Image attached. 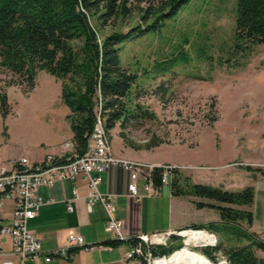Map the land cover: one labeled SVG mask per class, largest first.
Returning a JSON list of instances; mask_svg holds the SVG:
<instances>
[{
	"label": "rangeland",
	"instance_id": "1",
	"mask_svg": "<svg viewBox=\"0 0 264 264\" xmlns=\"http://www.w3.org/2000/svg\"><path fill=\"white\" fill-rule=\"evenodd\" d=\"M235 16L236 0H190L160 31L121 46L122 64L138 74L134 101L152 116L130 122L122 130L124 140L119 136V124L106 132L115 157L141 165L174 167L182 176H187L186 167L191 168L188 171L198 168L204 176L206 169L215 173L227 166L247 172L240 180L219 178L223 186L250 181V174L262 176L264 43L236 48ZM60 89L61 81L44 70L38 71L31 90L6 70L0 71V90L6 93L9 106L6 116L0 112L1 157L32 161L28 157L36 145L48 147L55 131L70 132L69 110L60 98ZM119 139L125 151L147 156L156 151L178 163H146L118 156L113 149L121 146ZM71 140L63 141L59 152L46 153L42 159L69 153L64 144ZM185 240L188 238L180 235L172 241L175 246L181 244L176 250L180 251ZM189 247L195 251L202 248L192 243ZM215 257L214 262L226 260L220 252Z\"/></svg>",
	"mask_w": 264,
	"mask_h": 264
},
{
	"label": "trees",
	"instance_id": "2",
	"mask_svg": "<svg viewBox=\"0 0 264 264\" xmlns=\"http://www.w3.org/2000/svg\"><path fill=\"white\" fill-rule=\"evenodd\" d=\"M190 0H0V71L18 84L34 88L44 70L61 81L60 98L68 107L66 119L75 152L87 148L99 114L106 132L119 124V136L130 122L149 119L152 113L134 101L138 74L121 62V46L134 38L161 30ZM235 47L264 43V0H236ZM161 90L163 86L160 87ZM5 92L0 90V112L8 113ZM99 109V110H98ZM161 168L153 170L160 184ZM264 178V170H261ZM170 188L174 195L210 199L218 204L219 222L195 225L220 233L213 247L197 249L210 264L220 252L225 264H264V240L249 231L252 186L226 190L194 183L173 169ZM204 203L197 202L202 206ZM221 231H224L222 234ZM131 238L129 241H136ZM120 240L108 241L115 244ZM175 246H152L153 254H169ZM258 252H261L259 255ZM213 262V263H212ZM145 264V263H143Z\"/></svg>",
	"mask_w": 264,
	"mask_h": 264
},
{
	"label": "crops",
	"instance_id": "3",
	"mask_svg": "<svg viewBox=\"0 0 264 264\" xmlns=\"http://www.w3.org/2000/svg\"><path fill=\"white\" fill-rule=\"evenodd\" d=\"M51 138V144L48 147L39 143L28 158L32 161H40L46 153L59 152L60 144L67 139H72V132L71 130L70 132L55 131ZM126 150L122 142L121 146L113 149L116 155L132 160L146 163H178L171 156H161L156 151L147 156L133 154L130 149ZM12 159L15 158L4 159L0 156V165ZM188 169L191 168L184 169L187 170L185 174L194 183L211 184L229 190H239L247 185L252 186L254 189L253 201L250 206L245 207L252 212V223L248 228L250 233L264 240V179L262 176L250 174L251 178L253 177L250 181L235 182L223 186L218 182L219 178L229 176V178L240 180L247 172L232 170L227 166L216 170L215 173L206 169V176H204L199 174L198 168L190 171ZM127 182V173L122 168L115 167L102 174V181L99 185V190L102 193L112 194L114 204L112 214L122 221L121 233L127 239L120 240L115 244L107 243L114 240L113 234L105 229L108 219L107 212L101 202H95L91 210H88L86 198L89 188L86 180L78 176L74 181L64 179L52 187L39 188L38 194L44 204L39 208L38 215L28 221V227L36 233L46 250L67 246V235L70 232L81 234L87 244L100 246L87 251L74 247L68 257H55L48 262L44 261L43 257L20 261L13 256H0V261L8 260L12 264H137L134 261L126 260V254L131 244L129 238L142 233L178 232L193 228L195 225L221 220L219 209L216 206L206 205V203L217 205L218 203L213 200L189 195H174L170 184L162 185L156 193L148 195L144 189L142 178L138 180L140 198L136 200L126 195ZM74 187L77 190V197H74L72 193ZM197 202L204 204L199 206ZM67 203L71 205V211L67 210ZM11 209L12 203L5 202L3 214L9 216ZM214 233L217 235L216 232ZM175 238H178V235L172 234L169 244H173L172 241ZM3 249L10 250V242L7 237L3 239ZM258 253L261 255V252Z\"/></svg>",
	"mask_w": 264,
	"mask_h": 264
},
{
	"label": "built area",
	"instance_id": "4",
	"mask_svg": "<svg viewBox=\"0 0 264 264\" xmlns=\"http://www.w3.org/2000/svg\"><path fill=\"white\" fill-rule=\"evenodd\" d=\"M99 110V109H98ZM68 148L67 154L54 156L47 155L40 161H29L26 158L11 161L7 166H0V256H13L20 261L43 257L48 262L55 257L66 258L71 254L74 247L91 250L97 244H87L84 237L77 232H70L67 235V246L56 247L46 250L36 233L28 227V221L34 219L39 212V208L44 204L39 196L40 187H52L57 182L69 179L74 181L78 176L86 180L88 185L87 208L90 211L95 202H101L108 219L105 229L113 234L114 240L127 239L121 233L122 221L113 216L114 204L112 194L102 193L99 185L102 181V174L115 167L122 168L128 175L126 195L139 200L138 180L144 181V189L148 195L154 194L162 185H169L174 167H161L160 184L153 183V170L155 167L141 165L129 160L115 157L111 151L106 138V130L99 114L89 136L87 148L78 155L75 152L73 141L65 143ZM74 197H77V190L72 189ZM5 202L12 203L9 216L3 214ZM68 211L72 207L66 204ZM195 232L203 237V242L195 243L194 246H215L218 243L217 235L204 228H189L183 231H165L142 233L135 237L136 241L131 242L126 254L128 262L134 261L137 264H156L161 259L168 258L163 254H153L150 250L152 246H165L169 244L170 236L182 235V232ZM184 236V235H182ZM7 237L10 242V250L3 249V239ZM203 238V239H202ZM207 238V241H206ZM131 239V238H129ZM190 243H185L183 247H189ZM225 264L226 260H220ZM0 264H12L8 260H1Z\"/></svg>",
	"mask_w": 264,
	"mask_h": 264
},
{
	"label": "bare ground",
	"instance_id": "5",
	"mask_svg": "<svg viewBox=\"0 0 264 264\" xmlns=\"http://www.w3.org/2000/svg\"><path fill=\"white\" fill-rule=\"evenodd\" d=\"M182 235H184L185 238H188V241L186 243L195 244L203 242V240H201V237L203 236L198 233L184 231L182 232ZM173 257L174 258L172 260L170 257L161 259L160 261L156 262V264H210L203 258L200 253L188 247H184L180 251L175 252ZM167 260L171 261L168 262ZM218 262L219 260L217 261V264Z\"/></svg>",
	"mask_w": 264,
	"mask_h": 264
},
{
	"label": "water",
	"instance_id": "6",
	"mask_svg": "<svg viewBox=\"0 0 264 264\" xmlns=\"http://www.w3.org/2000/svg\"><path fill=\"white\" fill-rule=\"evenodd\" d=\"M218 264H221L220 261L218 262Z\"/></svg>",
	"mask_w": 264,
	"mask_h": 264
}]
</instances>
